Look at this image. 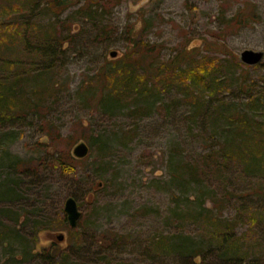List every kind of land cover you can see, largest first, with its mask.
<instances>
[{
    "label": "rangeland",
    "instance_id": "374dc122",
    "mask_svg": "<svg viewBox=\"0 0 264 264\" xmlns=\"http://www.w3.org/2000/svg\"><path fill=\"white\" fill-rule=\"evenodd\" d=\"M88 1L71 0L54 15L45 0L33 11L16 8L26 0H0V58L21 57L28 67L34 39L63 42L50 71L37 59L32 72L56 90L25 119L0 126V264H225L213 254L193 256L213 215L238 219L246 263L264 264V219L249 218L264 203L252 195L264 189L263 170L239 152L210 162L199 183L182 168L204 166L207 154L231 140L233 114L264 115V59L256 66L240 59L244 50L264 53V0L101 1L92 13ZM238 14L244 24L233 21ZM126 55L142 58L137 74H147L148 91L105 103V71L118 75ZM211 61L219 84L199 105L198 91L168 80L176 67ZM27 82L30 92L34 80ZM80 142L90 148L83 159L73 156ZM67 153L75 158L72 177L53 163ZM16 160L24 166L14 169ZM68 197L82 212L78 226L43 229L37 238L38 226L66 216ZM161 238L168 246L158 245Z\"/></svg>",
    "mask_w": 264,
    "mask_h": 264
},
{
    "label": "trees",
    "instance_id": "16d2710c",
    "mask_svg": "<svg viewBox=\"0 0 264 264\" xmlns=\"http://www.w3.org/2000/svg\"><path fill=\"white\" fill-rule=\"evenodd\" d=\"M38 1L39 0H26V2H21L19 7L16 8L33 11L34 8L36 9L38 7V4H36ZM45 1L46 10L54 15H59L61 11L58 9H66L71 0ZM101 1L117 2L119 0H89L84 7L88 12L92 13L94 5ZM233 21L244 24L246 19L242 14H238ZM103 32L107 34V28H104ZM52 37L45 38V43L42 38L34 39L35 47L30 51V56L34 60V63H37L35 61L37 59L46 63L47 66L44 72L53 66L55 57L58 56L57 48L63 43L57 36ZM147 51L150 52V48H148ZM226 51L227 50L224 52ZM228 54L231 56L233 62L238 66H242L237 56L231 53ZM21 59V57L0 58V126L6 125L15 119H25L29 113L37 111L39 107L44 104L48 95H51L49 92L50 89L56 90L49 84H45L43 73L37 74L36 76L32 75V72L37 70V68H35L36 64L32 62L30 66L26 67V64H24ZM120 63L121 67L118 69V72H120L118 75L110 71H105L108 83L110 81V85L105 86L109 89V92L106 93L101 90L102 94L104 93L103 97L107 99L101 98L102 101H106L105 103L112 104V102L108 101L123 97L125 94L129 93L127 92L129 90L138 91L139 87L142 88L143 91H148L147 74H137V68L140 63H142V58L140 60H132L130 55H126L121 59ZM217 67L218 66L213 61L207 62L206 64L198 62L193 68L188 67L184 71L178 73L175 72L178 69V67H176L174 75L168 78V80L181 83L187 91H191L190 89L198 91V94L193 96V99L195 101L194 103L199 105L200 99H203L201 97L205 95L207 89H212L210 93H213L218 87L219 78L214 75V70ZM160 69V71H167L170 68L161 65ZM109 73H111V75H109ZM28 80L29 82L34 80V87H32L33 90L30 92L24 90L25 84H28ZM188 81L190 84L187 83ZM191 94H193V92ZM107 96L109 97L107 98ZM251 98L249 106L255 107L258 100H253ZM141 110L142 108H137L134 111L137 113ZM232 119V124L234 126L231 140L223 144L218 150H214L212 153L207 154L203 159L204 166L198 162L187 163L182 166L183 171L189 176L190 180L199 183L203 174L207 172L210 162L217 161L218 159L220 161V159H222L224 163L237 159L230 158V156H233V152H239L245 164L256 165L264 172V115L260 120H257L251 117L249 112L243 114L236 113V115L233 114ZM56 133L58 136H61L58 131ZM74 159L75 158L70 153H67L63 156L54 158L53 163L64 175L72 177L75 174V166L72 164V160ZM13 166L14 169L16 167L21 168L24 166V162L22 160H16ZM255 193H257L261 199H264V189L262 187L256 189L252 195ZM223 201L224 200L221 199L216 201V206H219V203H223ZM242 210L245 213L250 212L247 206L243 207ZM208 218L205 224V233L201 241L197 244V249H195L193 256L202 260L213 254L218 261L224 262L225 264H248L246 261L249 258V254L244 252V247L240 240L241 237L236 234V227L239 224V220H223L214 215ZM249 218L253 222L258 219H264V203H262L261 200L259 206L255 208V211L249 214ZM62 225L69 226L66 216L56 220L55 223L53 220L47 222L42 227L38 226L36 232L37 238L39 237V232L43 229L54 231L58 230V227ZM68 230L70 234H73L70 228H68ZM76 237H78V233H76ZM158 245L168 246L164 238L158 241ZM43 254L46 256L51 255L49 249H45Z\"/></svg>",
    "mask_w": 264,
    "mask_h": 264
},
{
    "label": "water",
    "instance_id": "95a60500",
    "mask_svg": "<svg viewBox=\"0 0 264 264\" xmlns=\"http://www.w3.org/2000/svg\"><path fill=\"white\" fill-rule=\"evenodd\" d=\"M112 58L118 56L117 51H112L110 53ZM240 59L243 64L247 66H256L262 62L264 59V53L254 50H244L241 53ZM90 148L87 143L80 142L73 149V156L77 159L86 158L89 155ZM64 212L67 217L69 226L73 229L78 226V222L82 216V212L79 209L77 200L73 197H68L65 201ZM57 240L62 242L65 240V235L63 233L57 236Z\"/></svg>",
    "mask_w": 264,
    "mask_h": 264
}]
</instances>
